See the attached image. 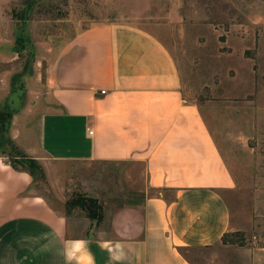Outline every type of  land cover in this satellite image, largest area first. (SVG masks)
<instances>
[{"label":"crops","instance_id":"0c3cea01","mask_svg":"<svg viewBox=\"0 0 264 264\" xmlns=\"http://www.w3.org/2000/svg\"><path fill=\"white\" fill-rule=\"evenodd\" d=\"M47 85L36 124L13 117L10 127L47 179L52 163L138 162L157 193L103 204L102 221L88 217L77 231L71 214L32 190L30 172L0 155V264H211L187 251L232 230L225 193L237 180L163 40L138 23L95 22L51 63Z\"/></svg>","mask_w":264,"mask_h":264},{"label":"rangeland","instance_id":"374dc122","mask_svg":"<svg viewBox=\"0 0 264 264\" xmlns=\"http://www.w3.org/2000/svg\"><path fill=\"white\" fill-rule=\"evenodd\" d=\"M116 19L143 25L171 50L187 99L201 107L237 180L225 193L232 230L187 255L264 264V0H0V155L21 158L12 119L36 124L48 102L49 66L69 40ZM49 173L32 190L71 214L77 231L86 230L88 216L59 195L82 193L117 207L157 193L138 162L52 163Z\"/></svg>","mask_w":264,"mask_h":264},{"label":"trees","instance_id":"16d2710c","mask_svg":"<svg viewBox=\"0 0 264 264\" xmlns=\"http://www.w3.org/2000/svg\"><path fill=\"white\" fill-rule=\"evenodd\" d=\"M3 135L4 130L0 127V142L2 141ZM19 152L18 155L21 158H15L9 161L10 164L18 170L30 172L34 178V183L39 179L46 180L47 177L41 163L37 159L21 153V151ZM66 207L69 210L80 208L88 217L97 220V223H100L104 216V206L100 200L97 197L84 195L82 193L73 194L72 197H69L66 201Z\"/></svg>","mask_w":264,"mask_h":264}]
</instances>
